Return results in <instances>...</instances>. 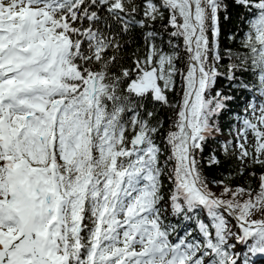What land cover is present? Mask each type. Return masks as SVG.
I'll return each instance as SVG.
<instances>
[{
    "label": "snow or ice",
    "instance_id": "obj_1",
    "mask_svg": "<svg viewBox=\"0 0 264 264\" xmlns=\"http://www.w3.org/2000/svg\"><path fill=\"white\" fill-rule=\"evenodd\" d=\"M233 9L249 55L225 74L222 21ZM249 60L264 96V0H0V264H238L231 250L250 239L249 252L264 254V218H254L264 217V173L258 189L217 196L196 159L232 99L206 94ZM178 86L162 162L146 106H171ZM259 111L243 120L255 142L239 143L238 159L264 167V103ZM167 162L177 223L166 224ZM181 220L198 233L184 228L173 242Z\"/></svg>",
    "mask_w": 264,
    "mask_h": 264
},
{
    "label": "trees",
    "instance_id": "obj_2",
    "mask_svg": "<svg viewBox=\"0 0 264 264\" xmlns=\"http://www.w3.org/2000/svg\"><path fill=\"white\" fill-rule=\"evenodd\" d=\"M231 18L229 21H222V34L220 38V50L225 52L231 50V57L225 56L224 59L217 65L218 70L221 73L227 74L230 64H241V59L244 56L249 55L248 50L243 47L242 41L244 40L245 33L249 30L247 22H242L243 13L233 9L231 12ZM234 39L230 38L233 37ZM135 47L140 48L142 45L138 43ZM185 58L182 55L181 63L179 67L185 69ZM128 63H131L128 61ZM236 80L230 81L226 76H218L216 85L211 93L206 94L214 96L217 91H220L226 96H230L232 99L226 102L227 107L221 111L217 116L212 118L213 129L220 132L231 133L235 130L237 123H243L244 119H249V114L245 111L246 103L248 104L251 99H254L256 95L260 94L258 73L253 70L251 61L247 64H242L241 68L235 72ZM241 85H247V88L241 87ZM183 89L177 87L174 92H169V101L171 106H164L160 104H147L146 110L154 112V116L150 118V122L155 125L157 121L160 122V131L154 136L155 142L163 149V155L161 156L162 162L167 161V157L171 154L168 145L166 144V137L169 131H174V121L176 120V113L178 111V105L181 101ZM212 132V131H211ZM208 135L206 141L203 142V151L197 150L196 159L198 161V168L202 173L203 178L206 180L209 189L217 196H221L224 187H230L235 189L237 186L244 188L258 189L259 177L264 173V167L261 166H249L247 161L244 163L238 159L240 154L239 150H234L229 146H224L219 141L220 136ZM216 132V135L220 134ZM255 141V138H254ZM250 147V146H249ZM219 161L218 163H210L211 160ZM173 168L172 162L166 163L165 179H164V194L165 204L163 206V215L166 217L165 223H177V218L173 216L172 210L169 206L168 197L171 195L173 184L167 179L168 174ZM243 169V174L240 172ZM255 172L256 177L250 176L249 173ZM216 187V189H212ZM255 195V192H253ZM227 199L228 197H223ZM247 199V196L243 197ZM254 218H264L256 216ZM199 219L205 223H211V218L207 216L206 210L199 213ZM230 221V228L233 232L239 233L238 222L228 217ZM189 228L193 231V234L198 233V229L194 223H186L180 221L177 226V232L172 233L169 237L170 240H174L177 233H182V229ZM229 243H236L233 237ZM255 243L254 240L249 241L245 245L236 243L235 249L231 251L238 253V264H258L262 255L258 256V253L249 252V248ZM258 256V257H256Z\"/></svg>",
    "mask_w": 264,
    "mask_h": 264
},
{
    "label": "rangeland",
    "instance_id": "obj_3",
    "mask_svg": "<svg viewBox=\"0 0 264 264\" xmlns=\"http://www.w3.org/2000/svg\"><path fill=\"white\" fill-rule=\"evenodd\" d=\"M252 103H255V111L253 110V108L250 106V104L246 103V107H245V111L247 112V114H249V119L253 122H256L257 118L260 115V105L262 103H264V96H261L259 94V96L257 97V100L253 101ZM236 128L233 132L228 133V132H224V133H220L216 130H214L212 128V132L211 135L212 136H220L219 141H221V143L226 147V146H231L230 148L234 149V150H239V143H245L247 147L251 146L255 141H254V134L249 131L247 133V141L244 140L243 137V133H244V123H237ZM216 132L220 133L218 135H216ZM212 189H216L212 187ZM262 255V256H259ZM259 257H263V262H264V254L262 253H258ZM256 256V257H258ZM264 264V263H263Z\"/></svg>",
    "mask_w": 264,
    "mask_h": 264
},
{
    "label": "bare ground",
    "instance_id": "obj_4",
    "mask_svg": "<svg viewBox=\"0 0 264 264\" xmlns=\"http://www.w3.org/2000/svg\"><path fill=\"white\" fill-rule=\"evenodd\" d=\"M177 239H178V236L175 237V239L173 240V242H176ZM262 259H263V257L260 259V262H261Z\"/></svg>",
    "mask_w": 264,
    "mask_h": 264
}]
</instances>
